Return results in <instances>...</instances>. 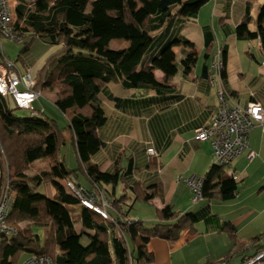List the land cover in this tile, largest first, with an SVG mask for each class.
<instances>
[{
	"label": "trees",
	"instance_id": "1",
	"mask_svg": "<svg viewBox=\"0 0 264 264\" xmlns=\"http://www.w3.org/2000/svg\"><path fill=\"white\" fill-rule=\"evenodd\" d=\"M209 1L34 0L31 5L24 1L16 6V27L29 32L32 39L27 43L26 38L24 51L30 50L35 38L57 48L36 75L35 90L56 97L55 105L66 118L67 128L61 130L54 119L38 110L19 117L15 114L17 108L12 109L9 100L0 95V172L6 161L17 194L8 220L17 235L1 240L0 264H17L22 253L27 257L48 256L54 264H154V254L148 248L153 239L178 242L186 230L196 232L200 222L214 224L220 233L236 240L235 225L221 221L212 212L214 203L232 201L239 193V181L228 174L229 166L215 163L203 176L199 202L205 203L198 210L182 213L170 205L158 208L157 222L147 227L141 220L128 223L123 219H130L135 203H153L155 192L149 191L155 187L143 189L140 184L127 186L125 182V193L113 196L105 187L115 190L132 168L109 173L92 163L93 156L105 147L99 131L106 125L107 116L100 96L107 86L116 81L128 90L159 95L172 92L179 73L174 48L190 43L180 36L169 37L168 32L180 18H196ZM251 23L247 15L236 28V36L242 41L259 40L264 54V0L254 31ZM113 40L126 41L129 46L112 49ZM216 50L215 35L207 32L206 59ZM221 51L224 80L227 50ZM197 58V54H191L182 60L184 74L192 71ZM155 71L163 72L162 80L157 79ZM205 76L209 77V67ZM66 132L76 149L77 170L57 160L67 144ZM48 158L55 162L49 170L28 174L32 164ZM78 172L113 200L109 214L115 222L80 206L79 199L68 190L66 182L74 181ZM46 184L55 189L54 198L40 191ZM74 206L81 207L80 231L72 216ZM42 228L48 229L45 246L34 232ZM262 241L264 234L253 239L252 257L264 250Z\"/></svg>",
	"mask_w": 264,
	"mask_h": 264
},
{
	"label": "crops",
	"instance_id": "2",
	"mask_svg": "<svg viewBox=\"0 0 264 264\" xmlns=\"http://www.w3.org/2000/svg\"><path fill=\"white\" fill-rule=\"evenodd\" d=\"M262 3L263 0H211L202 7L196 18H180L168 36H180L190 45L174 48L179 73L174 79L176 88L172 92L159 95L128 90L116 81L107 86L100 96L107 116L106 125L99 131L105 147L93 156L92 163L109 173L119 168L124 171L132 168L125 181L115 190L105 187L113 196L125 193L126 182L127 186L140 184L143 189L155 187L149 192H155L153 202L158 208L170 205L185 213L196 211L204 205V201H192V189L178 179L204 176L216 163L211 143L199 141L196 132L209 124L219 104L217 90L220 85L223 84L230 95V106L247 108L252 103H260L264 107V54L261 44L259 40L242 41L236 36V28L247 15L252 19L251 30L256 29ZM207 32L214 33L217 48L227 50V77L222 81L217 79L214 86L205 76L212 59V56L210 59L205 57ZM23 33L27 36L30 34ZM112 44L115 50L129 46L123 40H113L110 47ZM56 50V47H51L40 59L28 51V66L25 69L31 68L37 75ZM191 54H197L198 58L192 71L186 75L181 62ZM155 76L162 80L164 74L155 71ZM46 100L55 104L56 97L44 92L35 102V109L46 113ZM65 136L68 143L71 140L69 132ZM66 146L57 156V160L65 164L67 155L63 153ZM150 148L155 149L159 157H151L148 154ZM48 159L50 165L55 163ZM245 160L249 164L242 168ZM252 165H264L262 126H257L251 132L249 150L236 158L230 167V171L239 177L237 197L212 205V212L221 221L235 225L236 240L220 233L216 225L200 222L195 226L196 232L186 230L178 242L153 239L148 248L154 254V264H218L223 259L227 264H242L245 257L250 258L255 254L253 239L264 234V186L258 191L254 190L255 183H250V177L245 178V172L248 175ZM39 167L31 176L41 172ZM74 181L88 192L95 191L85 178L77 176ZM40 191L50 198L56 194L51 184L44 185ZM71 210L75 227L80 231L81 207L74 206ZM38 230L34 229V232L38 234Z\"/></svg>",
	"mask_w": 264,
	"mask_h": 264
},
{
	"label": "built area",
	"instance_id": "3",
	"mask_svg": "<svg viewBox=\"0 0 264 264\" xmlns=\"http://www.w3.org/2000/svg\"><path fill=\"white\" fill-rule=\"evenodd\" d=\"M24 40L25 34L17 29L16 20L12 19L9 1L0 0V52H2V56L4 57L3 43L5 41L23 42ZM223 70L222 51L217 48L209 65V81L212 86L217 79L223 80ZM36 85V74L33 69L21 70L16 63L8 59H0V95L12 100L14 103H11L17 109L31 113L36 111L34 104L43 96L42 92L35 90ZM217 97L219 104L213 112L209 124L197 130L196 138L199 141L211 143L217 164L231 167L236 158L249 150L251 132L257 126L264 128V107L260 103H252L247 108L230 106V95L223 84L217 90ZM148 154L151 157H159L153 148L148 150ZM12 174L13 172L8 168L5 161L4 169L0 172V242L17 235V229L8 224L17 197L11 185ZM228 174L234 176L235 180H239L233 171L229 170ZM178 181L192 189L194 202H199L202 199V178L179 177ZM66 185L68 190L79 199L80 206L95 212L106 221L115 222L109 214L113 200L103 189L95 187L94 192H88L71 180L67 181ZM123 220L128 223L133 221L132 219ZM263 260L264 250L245 260L244 264H263ZM21 264H54V262L48 256L31 255L24 259Z\"/></svg>",
	"mask_w": 264,
	"mask_h": 264
},
{
	"label": "rangeland",
	"instance_id": "4",
	"mask_svg": "<svg viewBox=\"0 0 264 264\" xmlns=\"http://www.w3.org/2000/svg\"><path fill=\"white\" fill-rule=\"evenodd\" d=\"M8 1H9L12 19L17 20L18 15H17V11H16V6L20 2H24V1H25V3L31 5L30 2H33L34 0H8ZM91 1H94V0H91ZM29 36L30 35H28V36L25 35V40H24L25 42L24 41L23 42L5 41L3 43V46H4L3 55H4V57L2 56V52H0V59L1 60L8 59V60L16 63V65L19 68L25 69L26 66H28V64H27V56H28L27 53L28 52L24 51V48L26 47V44L30 43L32 40ZM26 38H27V43H26ZM51 47L52 46H50L48 43H45L41 39L35 38L34 42L31 44V46L29 48L30 49L29 51L37 59H40L47 53V51ZM111 48L112 49L114 48L113 44L111 45ZM46 101H48V100H46ZM11 102H13V101L9 100V103L11 104L12 109H16L15 108L16 106L13 104L14 102L13 103H11ZM46 104H47L48 110L45 113V115L54 119L57 122V124L61 130H65L67 128L66 118L58 110V108L56 107V105L54 103L48 101ZM28 112L29 111H22V110H18V109L15 110V114L19 117L27 116ZM2 145H0L1 148L3 147ZM63 155H67V160H66L67 167H69V169H71V170H77L79 167V163H78L74 148H73L70 140L68 141L67 146L64 149ZM248 164H249L248 160H245V161H243L241 166H242V168H245V167H247ZM39 166H43V167H39ZM252 166L253 167L250 168L248 175L246 174V172L244 175H245V178L250 177L249 178L250 183H255L254 190L258 191L261 189V187L264 186V165H262L260 167H256V165H252ZM38 167H39V169H42L41 171L49 170L51 167L49 159H42L39 162H36L34 165H32L30 167L28 174L32 175V173ZM78 173H79V176L81 179L85 178V175L83 172H78ZM198 177L203 178V176H198ZM242 185H243V183L240 182V186H242ZM183 189H184V187H183ZM240 189H241V187H240ZM127 193L129 194V196L131 194L130 197H132L131 199L133 200L134 197H133L132 193L129 191ZM192 198L194 199V194H193ZM193 199H192V201H194ZM132 200H131V202L133 203ZM175 203H176V200H175ZM157 209H158V207L154 202L153 203L137 202V203H135L133 210L130 212L129 217H130V219L135 220V221L141 220V221L145 222L147 227H151L158 220ZM175 211L179 212L180 210L175 209ZM22 226H25V224H23ZM47 234H48V230H46L44 228L38 230V235L41 237L42 246H45V244H46ZM26 258H27V253L20 254L16 260L17 264H21L23 262V260ZM220 263L221 264H227L225 259H223V261L219 262L218 264H220Z\"/></svg>",
	"mask_w": 264,
	"mask_h": 264
}]
</instances>
